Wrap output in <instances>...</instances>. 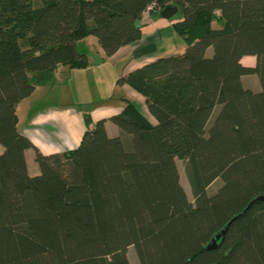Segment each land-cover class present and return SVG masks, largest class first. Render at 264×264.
Masks as SVG:
<instances>
[{
  "label": "trees",
  "instance_id": "1",
  "mask_svg": "<svg viewBox=\"0 0 264 264\" xmlns=\"http://www.w3.org/2000/svg\"><path fill=\"white\" fill-rule=\"evenodd\" d=\"M169 4L186 48L117 80L153 120L124 99L118 135L85 113L77 148L40 152L19 102L58 67H85L87 36L112 56ZM0 144V264H131L129 247L140 264H264V0H0Z\"/></svg>",
  "mask_w": 264,
  "mask_h": 264
},
{
  "label": "crops",
  "instance_id": "2",
  "mask_svg": "<svg viewBox=\"0 0 264 264\" xmlns=\"http://www.w3.org/2000/svg\"><path fill=\"white\" fill-rule=\"evenodd\" d=\"M145 16L147 15L145 14ZM145 16L140 40L121 47L112 56H107L100 44H94L96 53L93 57L91 56V59L88 58V64L85 67L69 68L65 65L58 67L49 82L38 84L29 97L19 102L17 106L18 128L40 152L52 154L77 148L86 130L85 113H89L94 121L107 119L108 134L118 135L120 129L109 118L122 110L125 104L124 99L133 101L145 116L153 120L144 96L129 85H118L117 79L132 69L152 62L160 56H166L161 54L164 50L163 52L158 50L157 42L163 39L162 31L172 28L173 23L180 20L182 15L174 19H165L159 16L157 11H153L147 19ZM88 38L89 36L82 41L87 54L92 51L88 46ZM253 57L244 56L241 62L247 66H254L256 57ZM117 58H121L116 62L117 64L128 60L121 70L117 68L108 70L106 67L101 69L100 65L104 60L114 61ZM245 58L249 60L253 58L255 63H245ZM107 72L108 74H106ZM81 76H85L84 81L79 79L75 83L74 77L81 78ZM244 78L246 77H242L243 82ZM96 79L98 83L102 82L100 84L108 81L110 86H113L114 80L113 95L108 97L105 92L99 100L93 101L89 110L76 108L73 104L74 90L82 82L85 84V89H90L91 82ZM252 89L254 88L252 87ZM254 90H258V87ZM2 151L3 146L0 144V153ZM26 160L30 174H38L39 166L35 161L33 148L26 150Z\"/></svg>",
  "mask_w": 264,
  "mask_h": 264
},
{
  "label": "rangeland",
  "instance_id": "3",
  "mask_svg": "<svg viewBox=\"0 0 264 264\" xmlns=\"http://www.w3.org/2000/svg\"><path fill=\"white\" fill-rule=\"evenodd\" d=\"M152 12L147 13L145 16V19H147L148 15H150ZM181 15V12H179L177 15H175L173 17L177 18ZM221 24L214 22L213 23V27L217 28L220 27ZM162 37L163 39L159 42H157V48L160 52H164L161 54H164L166 56L168 55H172V54H177L179 52H182L185 48V42L184 39L177 33V31L175 30V28L172 26V28H169L167 30H163L162 31ZM94 44H99L98 39L95 35H89L88 38V46L91 48L92 51H90L88 53V58L91 59V56L93 57L95 52V47ZM93 52V53H91ZM212 52V49H211ZM210 53V52H208ZM92 54V55H91ZM90 55V56H89ZM248 57H253V56H248ZM254 58V57H253ZM253 58L250 60L245 58V63H255V60H253ZM121 58H117L114 59V61H109V60H104L103 63L100 65L101 69L103 68H107L108 70L111 69H119L121 70L123 68V66L125 65L126 62H121L119 64H117L116 62L120 61ZM108 74V72L106 73ZM244 77V83L246 86H251L254 89H256L258 87V89L261 88V84H260V80L259 77L256 74L253 75H245ZM83 80L85 79V76H81L80 77H74V81L76 83L77 80ZM117 79V77H116ZM108 80V79H107ZM118 80V79H117ZM84 81V80H83ZM100 83H102L101 81H99ZM115 81L113 80V86L108 83V81L104 84H100L97 82V79L94 80L93 82H91L92 87L90 89H85L84 86L85 84L80 83L79 81V85L77 87L76 90H74V99H73V104L75 105L76 108H80V109H84V110H89L91 108V106L93 105V101L99 100L105 92H107L106 94H108L109 96L113 95V91H114V83ZM72 101V100H69ZM114 103H116V101H113ZM177 164L180 170V174H181V182L188 194V197L190 200H194L193 195L191 193V189L190 186L188 184V181L186 179V175H185V170H184V163L181 160H177ZM215 183V182H214ZM213 183V184H214ZM222 181L221 180H217L216 183L212 186V188L209 190V192H213L215 191L219 185H221ZM128 258L130 260L131 264H140L138 261V257L136 255L135 249L134 247H129L128 252H127Z\"/></svg>",
  "mask_w": 264,
  "mask_h": 264
},
{
  "label": "water",
  "instance_id": "4",
  "mask_svg": "<svg viewBox=\"0 0 264 264\" xmlns=\"http://www.w3.org/2000/svg\"><path fill=\"white\" fill-rule=\"evenodd\" d=\"M180 12V9L177 5L175 4H169L165 7H163L162 9H160L158 11V14L159 16H161L162 18H165V19H172L175 15H177L178 13ZM256 200H261V201H264V196H260V197H257ZM249 207V206H248ZM247 207V208H248ZM231 221L228 222V224L226 225V227L224 229H222L220 231V233H218L216 235V237H214L212 239V242L208 245V247H212V246H215L216 243H217V240H219L222 236H224V234L226 233L227 229H228V226L230 225Z\"/></svg>",
  "mask_w": 264,
  "mask_h": 264
},
{
  "label": "built area",
  "instance_id": "5",
  "mask_svg": "<svg viewBox=\"0 0 264 264\" xmlns=\"http://www.w3.org/2000/svg\"><path fill=\"white\" fill-rule=\"evenodd\" d=\"M151 11H153V6H149L148 7V10H147L146 14L149 13V12H151Z\"/></svg>",
  "mask_w": 264,
  "mask_h": 264
}]
</instances>
